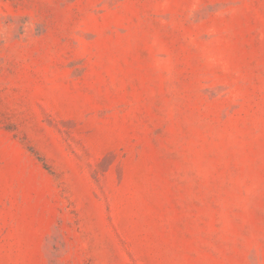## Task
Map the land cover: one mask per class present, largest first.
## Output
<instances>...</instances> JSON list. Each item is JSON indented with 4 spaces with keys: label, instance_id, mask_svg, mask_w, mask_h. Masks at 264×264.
<instances>
[{
    "label": "rangeland",
    "instance_id": "374dc122",
    "mask_svg": "<svg viewBox=\"0 0 264 264\" xmlns=\"http://www.w3.org/2000/svg\"><path fill=\"white\" fill-rule=\"evenodd\" d=\"M0 264H264V0H0Z\"/></svg>",
    "mask_w": 264,
    "mask_h": 264
}]
</instances>
